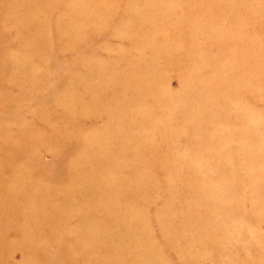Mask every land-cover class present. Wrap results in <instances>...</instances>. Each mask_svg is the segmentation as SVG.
I'll return each instance as SVG.
<instances>
[{
	"label": "rangeland",
	"instance_id": "374dc122",
	"mask_svg": "<svg viewBox=\"0 0 264 264\" xmlns=\"http://www.w3.org/2000/svg\"><path fill=\"white\" fill-rule=\"evenodd\" d=\"M68 94L90 101L75 118ZM98 132L106 156L84 155ZM26 218L55 235L40 264L150 233L164 264H264V0H0V264H23Z\"/></svg>",
	"mask_w": 264,
	"mask_h": 264
},
{
	"label": "bare ground",
	"instance_id": "6f19581e",
	"mask_svg": "<svg viewBox=\"0 0 264 264\" xmlns=\"http://www.w3.org/2000/svg\"><path fill=\"white\" fill-rule=\"evenodd\" d=\"M12 8H14L16 6L17 3H13V1L10 3ZM30 13V14H29ZM22 16L24 19H28V17H34L37 19H41V14L37 11L34 10L33 11H25L22 13ZM24 27V26H23ZM39 41V36L31 39L30 41H28V44L31 46V49L34 50V47L36 45H38ZM8 59H6V63H9L10 61H12V58L10 55L7 56ZM25 59V61L30 58L29 55H26L23 57ZM40 58L45 61L46 60V54L42 53L40 54ZM10 60V61H9ZM17 61V66H20V64H22L20 61H24V60H18L15 59ZM16 66V67H17ZM19 72V70H18ZM85 96V97H84ZM83 100H78V98L72 97L70 94L67 95V98H69L71 100V102L69 104L72 103L71 106H69L68 108H66L65 106H67L66 104L63 106V112H62V116L67 117V115H72L73 112L76 110V108H80L82 107L81 105L89 103L90 101H87V96L84 95ZM83 102V103H80ZM79 105V106H78ZM67 111V112H66ZM87 114V112L85 113V115ZM74 115V114H73ZM75 118V115H74ZM68 133V136H70V138L73 139V142H78L79 140L77 139V137L75 136L74 133ZM92 140H82L84 142V144L79 145L76 144L74 146H81L82 147V153L84 155H86V153L88 152H92L91 151V144L96 143L95 140H98L99 145L101 144V151L98 153H93V154H97L98 158L101 157V155H104V157L107 154V147L105 148L102 145V142H105V136L103 132H98L97 134H95L93 137H90ZM91 143V144H90ZM68 153V152H67ZM119 153V152H118ZM85 159V157H84ZM83 160L79 161L78 163H76V165L72 166V168H75L76 170V174L75 175L83 184L84 187V192L85 195L87 196V198H89L92 194H94L96 192V190H98L99 195H102V191H104V189L106 190L107 188L104 185H99V186H95V184H93L92 178L91 177H87V176H81L80 172V167L82 165ZM120 162V161H119ZM118 163L111 165V162H107L106 166H108L109 168L116 166L117 168H119ZM121 169V168H120ZM117 171H112V175L117 176L118 172ZM111 175V176H112ZM110 176V177H111ZM115 179V178H113ZM21 187L23 186V190L26 191L27 195H29V185L28 184H20ZM8 188V194L9 196L13 195V191L14 188L13 187H7ZM29 192V193H28ZM65 202V199L62 200L60 202V205L57 209L54 207L52 209H50L48 207V209H50L51 213L54 215V212L56 213V217L57 216H62L67 218V214L66 213H62L61 208L63 206ZM120 208V204L115 208L116 210ZM95 210V209H94ZM40 212V206L38 205H33L31 207V209L29 210V215L32 216L34 214H36L37 212ZM43 214V213H42ZM110 219L112 222V226L114 227V229L118 232V234H120L121 236H123L124 239L128 238L129 236H131L132 234L134 235L136 232L134 231V229H132V222L134 221H139L140 220V216H134L133 218H130V223L129 221L124 218L121 217L117 214H113V211H110ZM88 219V217H86ZM30 220H34V218H30ZM27 223V226L24 227L25 230V235L23 236V240L20 243L19 249L18 251H20L21 253V262L23 264H40L42 262L45 261L46 259V253L45 250L48 248V246L53 242L54 238V233L50 232V234H46V232H44L43 234H36V228H34V225L32 224V226L30 225L29 218H26V220H24ZM36 221V220H35ZM93 232V229L91 228L89 230L88 233ZM139 238L138 240L140 241H135V240H129L128 244H124L123 247H118V246H114L113 250L110 251V256L108 258V263L109 264H122L120 262V258L118 257V252L120 250H123V252H125V264H164L162 258H164V255H162L161 250L158 248V244L155 243V241L153 240V236L152 234H146L145 236L139 234ZM65 253H66V257H67V262H73L72 261V257H71V249L67 246H65ZM10 256H12V254H9ZM107 259V258H106Z\"/></svg>",
	"mask_w": 264,
	"mask_h": 264
}]
</instances>
